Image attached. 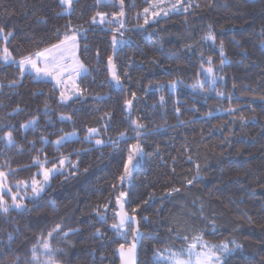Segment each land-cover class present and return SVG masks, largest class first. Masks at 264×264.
I'll return each mask as SVG.
<instances>
[{"label": "trees", "instance_id": "1", "mask_svg": "<svg viewBox=\"0 0 264 264\" xmlns=\"http://www.w3.org/2000/svg\"><path fill=\"white\" fill-rule=\"evenodd\" d=\"M187 1L192 7L186 12L181 9L144 24L143 9L150 5L149 0H124L125 37L129 43L115 56L124 88L121 91L109 83L107 56L112 54V32L108 25L90 23L98 11L111 17L119 11V4L106 6L97 5L96 0H76L68 16L58 15L59 0H0V27L4 29L0 49L6 45L17 61L62 38L69 21L92 29L79 38V56L91 71L88 79L80 83L92 94L80 101L61 104L54 81L37 83L30 76L20 77L18 67L0 63V84L4 85L0 87V125L11 122L16 143L23 146L22 151L8 150L0 140L2 170L23 169L9 179L30 180L38 171L30 167L32 157L38 153L31 150L28 142L39 141L41 136L54 141L70 131L79 134L59 151L48 144L39 153L42 159L45 154L52 159L73 150L80 152L70 156L72 162L78 163L79 171L67 176L70 169L65 168V176L52 180V187L38 206L27 201L31 211L0 214V264H32L31 248L37 237L47 235L57 223L63 231L77 230L67 240L59 235L51 239L53 248L62 249L56 257L58 264H120L118 247L133 242L130 230L125 240L111 229L114 212L119 210L116 200L120 192L128 193L126 199L130 202L125 209L130 214L141 204L134 215L138 219L148 217L147 222L140 220L137 264H154L156 249L178 250L185 244L167 231L176 226L177 220L203 232L206 241L240 244L242 248L233 254L230 264H264V104L253 100L264 96V0ZM57 29L60 36L55 35ZM9 32L12 35L5 40ZM209 32L214 39H204ZM209 58L217 78L211 88L204 71ZM14 79L21 82L16 88L8 87ZM174 79L182 83L172 91L168 85ZM197 81L208 90L206 93L192 88ZM133 92L136 99L131 119H140L150 134L143 137L144 155L131 184L125 182L121 187L118 177L135 139L121 142L114 150L111 146H95L94 139L85 142L84 137L88 128L98 129L94 137L105 141L117 139L122 131L131 134L124 100L132 99ZM217 92L224 93L223 97H217ZM96 94L104 96V100L93 99ZM45 100L49 104L47 111ZM17 105L23 111L9 115ZM177 107L181 109L179 115ZM229 108L232 111H227ZM208 112L211 117L205 115ZM105 113L111 114L107 131L104 129L109 121L102 119ZM61 114L71 116V122L61 121ZM241 114L248 121L244 126ZM32 117L37 118V126L21 129L20 125ZM9 130L3 128L0 136ZM40 147L37 142L35 148ZM197 163L201 175L187 185ZM173 187L180 191L168 196L165 190ZM152 194L149 204L143 205L142 201ZM105 204H110L108 219L101 222L95 210L104 211ZM211 221L215 222L214 234ZM97 229L101 236L94 235ZM196 232L188 233L189 243ZM9 233L13 236L11 242Z\"/></svg>", "mask_w": 264, "mask_h": 264}, {"label": "snow or ice", "instance_id": "2", "mask_svg": "<svg viewBox=\"0 0 264 264\" xmlns=\"http://www.w3.org/2000/svg\"><path fill=\"white\" fill-rule=\"evenodd\" d=\"M76 0H59L61 5V12L58 15H72L73 4ZM150 7L143 9L145 19L144 24L149 23V12L150 8H156L157 11L151 12V19L156 20L158 17H167L170 14H174L183 9L185 12L192 7L191 3L183 4L182 0H175L173 3L172 0H155V3H152L149 0ZM96 4H104V5H116L119 4L120 11L113 12L111 18L105 12H96L90 20V23L93 26L97 25H108V30L112 32L111 37V47L112 54L107 56V68L109 72V83L114 89H118L123 91V84L121 81V76L117 71V66L115 63V56L118 53V50L127 45L129 43L128 39L125 37L126 31V13L124 11L125 4L124 0H96ZM134 6V5H133ZM211 6V5H210ZM137 18H139V13L137 14ZM113 24H116L117 27H112ZM66 31L64 32L62 38L56 40V42L49 43L47 46L43 48H39L34 52H29L27 55L21 57L18 61L13 58L12 53L9 51V48L5 45L2 49H0V63L4 66H16L19 69V76H30L34 82L37 83H46L48 82V78H51L52 81H55L54 90H59V102L61 104H68L73 101H80L85 99L87 96L92 95L88 93L86 88H81L80 82L86 81L91 74L90 69L81 62L78 56V50L80 49L79 38L85 37L87 31H91L92 29H86L83 26H74L71 24V21L65 24ZM138 27H143V25H138ZM101 30H104L101 28ZM4 32V29L0 27V34ZM12 35L11 32L5 37L7 40ZM56 36H60V30L57 29ZM204 39H214L211 32H209ZM87 45L84 46V50H87ZM97 63H99L100 52L97 50ZM225 62V54L223 51V42H221V64ZM209 66L204 69L207 73L209 86L214 87L216 83V75L214 73V69L211 66V58H209ZM203 67V65H202ZM127 73H125V76ZM223 79V77H220ZM20 79L10 80L8 82V87L16 88ZM94 82V78H93ZM182 82L179 80H171L169 81L170 90L174 91L179 84ZM3 84H0V87H3ZM235 87V85H234ZM193 89H200L202 93H206L208 90L204 89L203 84L199 81L192 85ZM157 90H159L157 88ZM147 91V88L145 89ZM217 97H223L224 93L217 92ZM93 99L97 101L104 100V96L100 94H96L92 96ZM136 99V93H132V99L124 100V109L127 114V117L130 120L129 128L131 130V134L129 131H122L119 133L117 139L105 141L102 139H95V146L99 147H107L111 146L114 150H118L119 144L121 142H127L129 139H135L136 143L129 145L128 154L123 162V171L118 177L120 181V186L123 187L125 182L131 184L134 173L137 169V166L141 163V160L144 155V146L142 143L143 137L149 135L146 131L147 125L140 122V119H131V110L133 106V101ZM259 99L261 104H264V96H260L258 98L254 97L253 100ZM231 100V97H229ZM161 104L164 103V97H160ZM49 107L48 101L45 100L44 108L47 111ZM195 110V109H194ZM23 111L19 105L13 109V112L9 115L19 114V112ZM227 111H232L229 108ZM176 113L179 115L181 113V109L179 107L176 108ZM208 117L212 116L211 112L205 114ZM107 118L109 123L105 125V131L110 127L111 114L105 113L103 118ZM61 121L71 122L72 117L61 115L59 117ZM241 126H244L248 121L244 117L243 114L239 117ZM178 123H184V121H179ZM38 124V120L36 117H32L31 119L25 121L20 125L21 129L35 128ZM3 128H9L11 130L4 132L2 136H0V140L4 142L3 147L5 149L11 150L16 148L18 151L23 150V146L17 145L16 140L14 138L13 132L15 131L14 125L11 122L4 123L0 125V130ZM99 134V130L96 128H88L86 135L84 137V141L91 143L94 136ZM74 138L77 137V133H65L59 137L55 141H49L45 136H41L39 141L33 140L29 141V145L31 150H35L38 155L32 157V164L30 167H37L38 171L34 173L30 179L28 180H16L15 188L16 191H13L11 186V182L8 180V177L15 176L17 171H21L23 169H14L11 167L7 168V171L0 170V214H9L12 212L24 213L27 211H31L32 208L29 207V203H25V201H29L33 206H38L39 201L43 199L45 193L52 187V180L55 179L56 176H65V168H69L67 176L74 175L79 171L78 163L72 162L70 160V156L75 154L79 155V150H73L72 153H69L68 156L61 154L59 157H53L52 159L57 160L56 163L52 162L46 154L41 160L39 153L44 152L45 147L48 144H51L56 151H59L61 147L65 144L73 142ZM39 142L41 147L39 149L35 148V144ZM84 151H89V149H84ZM189 160L192 159L191 156L188 157ZM51 164V167L48 165ZM4 165H0V169H3ZM87 171V169H85ZM201 175L200 165L196 164V171L192 177L186 181L187 185H191L197 180ZM115 187V185L113 186ZM30 189V191H29ZM23 190L24 194L20 195V191ZM180 191L179 188H169L165 190V193L170 196L173 193H178ZM128 193L120 192L117 197L116 203L119 207L118 211L114 212V222L111 224V229L118 232L122 238L125 240L128 239V232L131 231L132 243L128 247L127 252H125L124 244H121L120 254H121V264H132V259L135 256L137 244L140 242L141 231H140V220L147 222L148 217H141L138 219L134 213L141 209V204L136 205V207L131 209L130 214L125 209V204L129 203L126 199ZM5 196H10L11 203H9ZM154 194L150 195L148 200L142 201L143 205H148L150 200L153 198ZM53 207H55V202H52ZM110 207V204H105L103 206L104 211H100L99 209L95 210L98 219L103 222L108 219L106 214L107 209ZM201 215L203 212L201 211ZM176 226H170L168 228V232L172 235L174 239H183L185 244L182 245L178 250L173 251L171 248H166L164 250L156 249L154 252V264H230V258L233 254L241 249L242 246L237 244L235 241H231V243L226 241H220L218 243H212L211 241H206L203 238V232H196V230L192 227V225L188 224L186 221L181 222L177 220ZM213 228V234L215 233V222L211 221ZM135 225V227H133ZM77 230H69L63 231L62 225L57 223L53 228H51L47 235L43 233L37 237V241L33 244L31 248V261L32 264H58L56 259L57 255L62 252V249L53 248L51 244V239L55 236L59 235L62 240H67V238ZM196 232V234L191 236V243H189V235L188 233ZM95 236H101L100 230L97 229L94 233ZM9 242L13 240V236L9 233ZM167 253V255H165ZM18 259V258H17ZM264 260V257H262ZM243 264H251L250 261H245Z\"/></svg>", "mask_w": 264, "mask_h": 264}, {"label": "rangeland", "instance_id": "3", "mask_svg": "<svg viewBox=\"0 0 264 264\" xmlns=\"http://www.w3.org/2000/svg\"><path fill=\"white\" fill-rule=\"evenodd\" d=\"M172 2L174 3L175 2V0H172ZM152 3H155V1L154 2H152ZM182 3L183 4H188L189 2L187 1V0H182ZM150 7V5L147 7V8H149ZM158 9H156V8H150V12H149V21H153L150 17H151V12L152 11H157ZM119 11H120V9H119ZM118 11V12H119ZM125 11V10H124ZM107 14V13H106ZM108 15V14H107ZM143 15H144V12H143ZM110 17V16H109ZM144 17H145V15H144ZM111 18V17H110ZM78 56H79V50H78ZM79 58H80V56H79ZM80 60H81V58H80ZM81 62L83 63V61L81 60ZM85 64V63H84ZM48 79H51V78H48ZM55 82V81H54ZM79 83H80V81H78ZM80 86H81V83H80ZM82 88V87H81ZM59 95H60V93H59ZM61 115H66V116H69L68 114H61ZM60 115V116H61ZM72 132H75V133H77V137H79V134H78V132L76 131V130H74V131H70V132H67V133H72ZM65 134V133H64ZM57 139V138H56ZM55 139V140H56ZM93 139H94V141H95V139H101V138H99V137H93ZM54 140V141H55ZM65 156H68V155H65ZM41 160H43L42 158H41ZM48 167H51V165H49ZM0 170H2V169H0ZM4 171H6V170H4ZM8 180L11 182V186H12V188H13V191H16V188H15V183L14 182H12L10 179H9V177H8ZM28 181H30V180H28ZM29 191H30V189H29ZM24 194V192H23V190H21L20 191V195H23ZM5 199L9 202V203H11V198H10V196H5ZM25 203H27V200L25 201ZM191 243V242H190ZM173 251H176V250H173ZM165 255H167V253H165Z\"/></svg>", "mask_w": 264, "mask_h": 264}, {"label": "water", "instance_id": "4", "mask_svg": "<svg viewBox=\"0 0 264 264\" xmlns=\"http://www.w3.org/2000/svg\"><path fill=\"white\" fill-rule=\"evenodd\" d=\"M131 243H132V242H131ZM130 245H131V244H130ZM130 245L127 246V245L124 244V246H125V252H127V249H128V247H129ZM117 254H118V256H119L120 264H121L120 247H118V249H117ZM137 257H138V244H137V248H136L135 256H134V258L132 259V264H137Z\"/></svg>", "mask_w": 264, "mask_h": 264}]
</instances>
